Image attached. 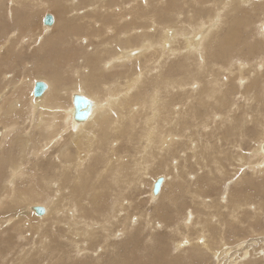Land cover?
Segmentation results:
<instances>
[{
	"label": "rangeland",
	"instance_id": "rangeland-1",
	"mask_svg": "<svg viewBox=\"0 0 264 264\" xmlns=\"http://www.w3.org/2000/svg\"><path fill=\"white\" fill-rule=\"evenodd\" d=\"M38 1L39 2L37 3L34 0H0V96L1 98L8 97L12 95L13 93H19V88L22 87V85L24 84L25 78L27 76L30 77L29 78L30 82H34V83L40 80H41L40 82L49 80L51 82H54L58 88L63 85L70 86L73 82H75L74 81L75 75H74L73 70L75 71V69L79 68V66L82 68H85L86 66L84 63H81V64L79 63V60L83 56V54L85 58H88L89 61L90 59L93 60L97 55L100 56V57L97 56V58L94 59L95 63H98V59L100 60V58H103L102 54L100 53H103L106 48L108 49L107 46L109 45L112 46L115 36L118 33L131 31L132 29L141 30L143 32L144 29H146L147 24H149L152 13H154L156 10V8L152 6V3H153L152 0H141V1L134 0L135 2L138 3L139 10H142L143 8H145L143 10H146L145 16H143L145 18V21L143 20L145 23L137 20L140 18V16L133 17L130 14H128V16L125 19H122L118 22V19H115V16L111 12H109V15L104 12H100L98 14L92 13L94 16V19L90 20V22L88 23V22H82L80 20V15L77 13L75 14H76V17H78V19L74 17L73 15H71L70 0H38ZM103 1L109 2V3L113 2V0H103ZM154 1H157V0H154ZM166 1H169V0H166ZM186 1H189L190 3L191 0H180V4L179 2H177L175 5L177 7L179 6L183 8L181 12L185 11L186 9V11L184 12L185 14L182 13L184 15L180 16V14H167V13L160 14V15L154 14V16L151 18V22L152 23L154 22L155 24L153 23L152 25L155 26V28H160V29L163 27H168L169 29L173 27H177L182 30L186 28V26L188 27L189 21H187L188 20L187 16L189 15L190 9L183 6L186 3ZM73 2H76V0H73ZM140 2L142 6L144 5L143 8L141 7ZM238 2L239 1L237 0H233L232 4L238 5ZM242 7H245V8H242ZM242 7L241 9H238V10L234 8L233 10H236L237 13L233 14L230 12L231 16L230 15L228 16L226 12H225L226 14L223 12L224 18L227 21L226 26L229 28L228 25H230L231 27L235 28V32H237L238 40L236 44L238 45L228 44L227 49H225V53H227L228 56L227 54L223 55V58L225 59V61H222V60L216 61L217 62L216 64L219 63L220 65H222L221 67L226 68V69L223 68L224 71L221 70L220 72H218L219 77H220L219 82L222 83V84L220 83L221 89H223L224 91V89L227 88L228 86V88L231 91V88H232V91H231L232 93L229 91L230 95L227 96L229 98V101L228 102H225L223 100L222 101L224 102L225 105H230L233 100H234L233 102L235 103V104L232 103L229 106L231 107L234 105L233 110L227 113V115L229 116L228 119L224 120V122L221 124L220 122L223 120L222 113L223 112L226 113V110L218 111V108H217V110L213 112L214 122L217 120V117H220V116L222 117L221 121L220 120L217 121V122L220 121L219 123H217V124H220L218 128L222 130V133L228 134L231 137L230 138L231 144L225 145L222 142V148L226 149L225 152L228 153L229 160H223L221 162V165L223 167L222 169L226 170L228 174L224 173V176L222 177L216 174L215 170H213L212 179L208 180L207 177L209 179L211 178L210 173H208V169L201 168L202 164L199 165V167L201 168L200 170L199 168H196L197 165H195L194 161L192 160L193 156H191L189 152L182 151L183 143H184V141H182L183 139L181 138L182 133L176 134V136L180 135V138L182 139L181 141H180V138L178 136L177 137L179 138V142L181 143L177 142V145L175 146L174 149H172L173 148L172 147L171 151H169L168 149H165L163 151L159 150L156 155V158H154L153 155L149 157L151 151L147 152L146 150H144L143 152H139V149H138L140 147L139 141H142L140 139L141 138L140 135H142L143 133L142 124H144V122H143V118H140V117L136 118L134 122H132L133 128L135 129L133 132V139L131 140H128L126 138L120 139V137H117V139H114L111 141V144H112L111 147L113 149L116 148L117 153H119V155L121 156H123L124 152H126L127 158L125 157L124 158L126 159V162L128 163V165H134V163L137 161H144V162L150 163L151 164L150 169L148 170V173L146 174L148 175L147 177L150 176L149 177L150 180L148 178H146L145 180L144 179L145 176H143L142 177L143 183L139 182L141 183V185H138L137 183L140 178L137 180L135 185H132L130 182L135 179L136 175H134L128 178H121L118 188H115L112 186V183L110 181L111 180L110 175H105L102 179H99L98 176L96 175V172L100 167V162L98 161L99 159L98 155L101 153V151L103 150L106 151V148L104 147L100 149L99 154L93 156L94 158L92 157L93 159L86 163V165L91 163L90 168H89L91 170H88L87 171L88 174L81 178V183H80V184L85 185L86 188L88 187V189H90L93 186V184L95 185L94 194H92V199L97 197L96 194L99 193L100 185L102 187V191H100L99 198L97 199V202H96V205L100 207L99 209H102V211L99 210L100 214H94L95 209L93 207H95V205L91 201L87 203L85 206V212H86L85 217L86 218H89L91 220H96L97 219L96 217L100 218L102 215V217L99 220H102L105 217H106L105 219H108V220L111 219L109 215H110V209L114 202V196H113L114 192L109 189H113L114 191L116 190V193L118 194L117 196L118 198L121 196L118 202L125 200L126 203L129 202L131 204V206H129L128 208V211L130 212L132 219L134 218L133 221L131 220V222H133L134 225L130 226L129 229L124 230L123 232H120L119 228L122 227L121 226L123 224L122 222H124V220L121 219L123 218V216L120 215L118 219L121 221H119L117 217L116 218L114 217L115 220H111L113 221L112 230L109 231L108 234L104 238H102V234L104 233V231H102L103 229L102 228L100 230L99 229L97 230L98 232V234L96 232L97 235L96 234L94 235L97 241L94 238H88L87 236L86 238L85 236H80V235L78 238H75L73 236L69 238V240L65 241L63 237H65V232H67V227L62 223H57L55 230L52 232L53 234H51L49 238V239H52V241H54L53 243L56 245L54 247V252L51 253L50 251L51 249H46L44 250V252H41V253H37V254L33 253L32 256L27 255L24 260L22 258H19L18 254L21 251V247L24 243L25 244L23 248H26L27 250H32V245L34 243L35 234L32 232L30 234L23 233L22 237L24 238H23V241H20V243H22L20 245L19 243L20 239L18 237L19 235L17 234L18 232L16 230L17 221L12 219L14 217L12 210H14L16 206H14V204L9 203L8 197H7L8 193L6 192L8 190L11 191L13 188L14 189L16 188L15 192L16 190L18 191V188L21 187L20 182L22 179H23L22 182H24V184L27 185L29 182L28 178H31V177L30 176L24 177V170H26L28 173L30 169L34 168L33 167L34 164H37V165L39 164L38 166L34 168L36 172V176L31 178L33 180L30 179V181H32L34 184L39 186L41 189H45L46 193L45 192L44 193L46 194V196H51V194H53L54 196L55 194L53 193V191L54 192L57 191L56 193L59 194V197L60 196L64 197L63 195H66L65 194L66 192L65 190L63 191V188L61 191L60 188H52V187H49L50 186L49 184L47 185L49 179L53 178V176L55 175L56 168L59 165L63 166L64 160L60 159L59 155L61 154V152H64L67 149V147H65L66 146L65 140L61 139V141L57 143V145H52V144L44 145L38 149L39 145L36 148L37 141L35 140V138H33L30 142V148H28L26 152V158L25 159L19 158L20 149L22 148V147L20 148V145L22 146L21 144L22 141H26L24 139L27 136V134L30 132L29 128L31 127L32 113L29 111H32V107L28 106V111L26 109L24 113H22L21 110H18L15 113V117H12L13 116L12 115L10 116L11 118H7L9 117L7 116L3 120V121H7L5 122L6 124L7 123L13 124V122L11 121L14 118L16 120L15 122L19 123L18 124L19 126L15 127V131L12 132V136L5 138L6 143H4L3 145L4 148L2 147L4 151L3 157H1V160H0V188L2 187L0 189V196H1L0 200L2 199V202L4 201L10 204V205L9 204L3 205L4 207L1 206L0 208V216H1L0 217V264H18V263L19 264L20 263L21 264H98L99 261H101V264H174V263L176 264H225V263L226 264L228 263L229 264H264V174L255 177L251 175L250 170L248 171V169H246L248 167V164L246 163L250 164L253 162L252 161L253 159H251L250 157L252 156V153L250 154V152H252V150L254 149L255 144L264 141L263 139L264 138V132H263L264 131V127H263L264 125V100H262V102L260 103L251 102L248 105L247 103H244L242 98H240V95L237 96L240 93L234 92L235 86L239 88V90L241 89V91H243L244 88H247V85H249L250 83V79H251V75L253 74V71L251 70L244 71L246 68L244 69L242 68L243 66H246V64H248V61L253 66H255L256 70L263 68L261 71L258 70V72L264 74V71H263L264 70V67H263L264 66V37L262 38L261 33H259L260 31H262L261 26L264 27L263 25L264 24V14H263L264 5L262 4L261 7L259 6L255 7L254 4L249 3L248 5H245ZM124 8H126L125 9V12H126L128 11L129 7H124ZM78 9L81 12L83 10L81 7ZM250 9L255 10V12L251 11ZM134 10H136V8ZM246 10L249 11V13ZM204 11L205 12H201V14H198V16L200 15L201 17L205 18L211 14V12L208 10H204ZM46 14L47 15L51 14V16H53V24L50 27H46V30L51 29V31L47 30V31H50L48 33H46L47 31L45 30V27L42 23L43 18L46 16ZM96 15L97 17L100 15L98 19H96ZM155 17H158V21L155 20ZM161 20H163L164 22L163 24H161L162 23ZM171 20H173L174 23H172ZM179 20H182V21H179ZM242 20H245V21H242ZM159 21L161 22L159 23ZM246 21H247V24L245 27L243 26V23H246ZM156 23L157 24L159 23V24L157 25ZM239 23L241 26L239 25ZM120 24H125V27L120 28V29L112 28ZM143 24L146 25V26L144 25L145 28L143 27ZM249 26H250V29H249ZM244 27L247 29H244ZM106 28H108L110 32H113L112 30H114L115 33L113 32L112 34H109V33L106 34V30H105ZM220 30L222 32H219L218 34L220 35H217L219 37H216V38H220L227 32V29L225 28V26H221ZM52 31H55V32H52ZM140 33H137L134 36ZM155 33L157 32L155 31ZM155 33L153 31L151 35L155 36ZM12 34H14V37H11ZM102 34H103V37H101ZM159 36H160V33H157L155 37L158 38ZM22 38H24L25 42L21 46L19 43H21ZM86 39L87 40L89 39V40L86 41ZM132 41H133V45L131 46L132 51L138 50L139 48L137 47H140V45L137 46L138 44L137 38L136 37L132 38ZM177 41H178V44H177ZM177 41L173 44L170 41H166L169 43V47L164 46L162 50L158 47H155L152 50L143 54V57L135 61L133 63V66H131L132 65L131 63H128L130 65L125 64L126 66L124 67L121 66L117 69L114 68L113 70L108 71L107 72L108 74L104 73L103 76L105 79L110 80L112 76H115L121 71L120 73H123V74L125 73L124 77L122 78L123 84H125L126 80H128L127 77L125 76L126 74L133 73L137 75V73H139V69L145 67L147 71H149V74L147 75L148 77L145 78V81H147L146 85H148L147 90L152 91L151 90L152 88L158 87L160 90L162 89L161 91H163L164 89L168 88L167 89L168 93H166V97H165L164 92H162L161 94V97H165L166 99L165 105L167 108H165L164 114L168 115L169 119L172 122L175 120L176 122L180 123V127H181V125L187 126V121H190L191 124L193 123L194 117L192 115H195L197 123L201 120H205L204 116L207 113L208 114L211 113L210 111L211 108L209 107L210 104H208L209 106L202 105V103L198 101V96L195 95V91L190 92V90L187 89L188 87H185V89L191 95L189 97H194L192 99H190L188 95H185L188 92L186 93L181 92L180 88H178L177 86L178 84L175 86L174 85L175 83H169V85L171 86L163 87L165 83H157L158 80L156 79L157 80L156 81L153 75L161 73L164 76L168 75L170 78L171 76H173L174 77L173 80H181L184 84H188L191 81V79H193L192 83L190 84L191 87L193 85L192 90L194 87H196L195 89H201L202 87H205L206 75H207V79H206L207 82L211 78L210 74H208L211 71V67H208L207 71L196 70V68L191 70V69H188V67L186 69H183V65L185 63H183L184 60L182 59L181 54L186 55L187 53L185 49L186 43L183 39H178ZM86 42L88 44V47H87ZM94 42H96V44L98 42V44L95 45ZM84 48H85V51L87 50L88 53L84 51ZM111 48L112 47H110V49ZM214 50L215 48L211 46L209 53H207V55H204L206 56L208 65H211V63L215 62V61L210 60L211 59L210 56H212L210 54L211 52L214 53ZM93 51L95 52V54ZM9 52H10V56L9 58H7V54ZM91 54H93L94 56L88 57V55H91ZM194 55L195 57L198 58L197 54H194ZM197 58H195V60H197ZM197 62H198L196 64L197 67L200 63H203V61L201 60ZM231 63H235L236 67H234L232 70H229L231 68L230 66ZM135 71H138V72L135 73ZM57 72L61 73V77L59 78L57 77ZM225 79L227 80L225 81ZM245 79L246 81H244ZM152 80H155L152 84L154 87L152 85L149 86ZM238 81H241V82L244 81L245 84H243V82L238 83ZM223 83L224 84L227 83L226 84L227 86L224 85ZM33 84H32L31 92H28V97L29 96L32 97L33 95L32 94L33 86H34ZM198 84L200 85L199 88H198ZM241 86L242 87L245 86V87L241 88ZM22 88H23L22 90L31 89L30 87H27V88L22 87ZM258 90L260 89L258 88ZM233 92L237 94L234 95ZM170 96H173L175 98L170 97ZM138 98H140L141 100V97H138ZM231 98L233 99L232 101L230 100ZM235 100L239 102H236ZM68 101L71 102L70 105L72 106V99L71 100L68 99L66 103ZM134 101L132 100V103H134V106H138V103ZM27 102H29V100H27ZM187 102L188 104L186 105ZM243 112H246L247 115H252L253 121H249V117L248 118L246 117L247 115L241 116ZM113 113L116 114L117 112L114 111ZM103 114L107 115L110 113L108 112V109H105L103 111ZM102 117H99V121L103 119ZM159 118H158L159 120L158 125L156 124L155 128L153 129L155 132H157L158 129L160 130V134L157 135V141H160V138L165 136V132L172 124L170 123L168 124L167 127H165L162 124V120ZM241 118L247 119L248 122H242ZM76 122H81V121H76ZM215 124L208 123L205 129L199 128L200 130L199 137L201 138L203 143H209L210 145H213L215 143L216 137L219 136L218 134L220 131V130H217V128L215 127ZM123 125L126 128L127 121H125ZM232 125L233 126L237 125V130L235 129L231 130ZM2 127L3 126L1 125L0 128ZM239 130H242V135L240 137H239L240 135ZM17 131H20L21 133L19 136L16 135ZM69 132L71 131L69 130L64 135V138H66V135H70ZM183 133L185 136L187 135V133L186 134L185 132ZM0 134L2 137L3 132H1ZM172 134H175V133H172ZM45 136L47 135H43V138ZM11 137L12 139L15 140L14 142H12V144H10L11 140H9L11 139ZM157 141L156 143L158 144ZM227 143H228V140H227ZM163 146L165 147L166 145L163 144ZM70 148L72 149L71 151L74 152L72 145H70ZM213 148H214L213 151H216L218 148V145H215ZM199 149L201 150V148H198L197 150ZM17 150L19 151V153L17 152ZM36 150H38V153L40 155L37 154V156H35L34 152ZM153 151L154 153L156 152L154 147H153ZM239 153L242 154L244 158V163L246 162L241 167L238 164V162L237 163L235 162V159L237 161V158L240 157ZM234 154L235 156L238 155V157L235 158ZM143 155H146L147 158L143 159L142 158ZM184 155H186V157L188 158L187 159L185 157V159L187 160L186 161L187 163L183 162ZM202 155L203 153L201 154V156ZM230 155L232 156V160L230 159ZM20 159H22L23 161L21 162ZM210 159H211L210 157H207L209 167L212 166V164H210ZM197 160H198V157H196V161ZM20 162L22 163V167L17 166ZM11 163L12 164L14 163V164L11 166ZM232 163L233 165L231 167ZM168 164H169V167H168ZM165 165L167 167H165ZM15 166L17 168L20 167V169H17V168L13 169ZM183 166L185 167L183 168ZM234 169L241 170L245 173L240 178H238L239 174ZM60 170L61 171L59 172V175L61 176L64 174L63 167ZM15 171H16V175L14 174ZM133 171L134 169L129 170V172H133ZM174 172L177 173V175ZM69 175L70 173H67L66 175L68 179H69ZM74 177H75V174H73V178ZM168 177L170 179H168ZM245 177H246L245 180L242 179ZM158 178H163V180L165 179L163 181L164 185L162 183L160 191L158 193L160 195L157 197H154L152 193V187L155 182L154 180ZM54 179H58V178H54ZM197 179L199 180V182ZM200 181H203V182L205 181V183L208 184V187L205 186L206 190L208 189L207 190L208 194H206L205 198L206 200H208V203H209L208 206H210L211 203H213L212 206H215L211 210L203 209L201 205L197 204L196 200H194L189 195H187V193H185L187 190H189V188L196 189ZM241 181H245V183ZM213 182H216V183L214 184ZM55 183H59V182H56L55 180ZM195 184H196V187L194 186ZM215 186H216V189H214ZM211 187L213 189H210ZM5 188H8V190H6ZM79 189L80 188L78 187L77 192L79 191ZM118 189H120L121 191H119ZM246 189L249 190L250 195L249 194L248 195L250 197L249 199L247 198L248 200L244 202L242 201V207L238 212L239 214L237 216L234 214V216L238 217L239 220L244 221L243 224L247 229L246 228L243 229L244 228L243 225L235 223L234 221L231 222V219L228 217V214H229L228 210H232L230 199L231 198L235 199L237 197L239 198L238 193L239 192L245 193L247 191ZM49 190H51L52 192L51 191L49 192ZM109 191H111L110 194H109ZM88 192H90V190H88ZM169 194H172L174 197V199L172 198L171 201H169L168 199ZM251 196L253 199H251ZM150 197L152 198V200ZM158 197H160V199ZM40 201L41 202H39V200L37 201L39 203L34 202V205H42V206L45 205V208H47L46 207V202H48L47 197L44 196ZM202 202H204V204L206 205L204 200ZM0 205H2L1 201H0ZM30 205L32 204L27 205L26 203H24L20 205L21 207L18 213L19 214L23 213L20 216H23L25 215V213H27L28 210H26L27 209L26 207ZM258 205H261V212L259 214H257ZM196 211L199 213V215H197V219L194 214ZM119 212L121 213L123 212V210L122 211L119 210ZM209 212L212 214L210 216L211 221L208 223L207 216L209 215ZM145 214L151 221H153L156 218H160V220H162L163 223H160V225H158L157 227L153 229L149 228L146 224V219H144ZM27 215H30L32 217L33 214L27 213ZM37 216L33 215V218L35 217L36 218L35 219L32 218V219L36 221L37 219L39 220V218H42V217L37 218ZM39 216H42V215H39ZM188 218H192L193 220L188 219ZM49 220L47 222H49ZM7 221H12V222H9L8 226L3 225ZM195 222H197V224H194ZM203 225L207 226L206 228H207V232L209 235L205 234L204 238H201V236H198L197 230ZM80 227L83 230L85 229L83 225H80ZM250 229L253 230L254 232L253 234ZM220 231H222L223 233ZM216 232L219 234H217ZM117 233L121 235L119 236ZM221 233L224 234L223 239L220 237ZM109 237H110V240H109ZM26 239L27 240L29 239V240L27 241ZM25 240L27 241V245H26ZM72 240L75 243V245L72 242ZM219 240L221 242V245H220L221 250L218 249L219 250L218 254L217 255L214 254V256H212L213 254H211V252H209L203 244H206L211 241L210 242L211 246L212 244L214 245V243L215 245H218L217 242ZM257 241H260V242L257 243ZM178 243L181 248L177 247ZM244 243L245 245H252V246L245 247ZM88 244H90V247L88 248V250H86ZM28 245L30 247H28ZM213 249L217 251V248H214V246H213ZM41 254H42V257H41ZM51 256H52V260L50 261ZM224 260L226 261L224 262ZM231 260H232V263H230Z\"/></svg>",
	"mask_w": 264,
	"mask_h": 264
},
{
	"label": "bare ground",
	"instance_id": "bare-ground-1",
	"mask_svg": "<svg viewBox=\"0 0 264 264\" xmlns=\"http://www.w3.org/2000/svg\"><path fill=\"white\" fill-rule=\"evenodd\" d=\"M34 1L37 3L39 2L38 0H34ZM139 1H141V0H139ZM152 1H153L152 6L155 7L156 10L154 13H152L151 18L154 16V14L160 15V14H166L167 13V14H180V16L185 14L184 12L186 11V9H185V11L181 12V10H183V8L179 7V6L178 7L175 6L177 2H179V4H180V0H173V1H171V0H169V1H166V0L154 1V0H152ZM232 1L233 0H191L190 3H189V1H186V3L183 6L190 9L189 15L187 16L188 17L187 21H189L188 27L187 26H186V28L182 27V28H184L182 30L177 28V27H173L170 29L168 27H163L161 29L155 28V26L152 25L154 22L152 23L151 18H150L149 24H147V26L145 24H143V27H144V25L146 26V29H144L145 27L142 28V29H144L143 32L141 30H133L132 29L131 31L118 33L115 36V39H114L112 46H110V45L107 46L108 49L106 48L103 53H100V54H102L103 58H100V60L98 59V63H95V61H94V59H96L98 55L95 58L93 57L94 58L93 60L90 59V61H89L88 58H85V56L83 54V56L79 60V63L80 64L84 63L87 67L85 66V68H82L79 66V68H76L75 71L73 70L74 75H75V80L74 79L73 80L75 82H73L70 86H68V85L64 86L63 85V86L58 88L54 82L47 80V81L43 82L46 85L45 91L38 97H35L32 95V97L29 96V97H31V98H29L28 92H31L32 84L34 82H30V79H29L30 77L27 76L25 78V81H24V84L22 85V87H24V88L30 87L31 88L30 90L29 89L22 90L23 88L20 87L19 93H13L12 95H10L8 97H4V98H1V96H0V126L1 125L3 126L2 128H0V133L3 132L2 137L0 134V138H1L0 139V150H1L0 151V160H1V157H3L4 151H3L2 147H3L4 143H6L5 138L12 136V132L15 131V127L19 126L18 125L19 123L15 122L16 120L14 118L11 121V122H13V124H11V123L6 124L5 122H7V121H3V120L7 116H9L7 118H11L10 116H12V115H13L12 117H15V113L18 110H21L22 113H24V111L26 109L28 111V106L29 107L31 106L32 111H33V112L29 111L32 113L31 127L29 128L30 132L27 134V136L24 139L26 141H22V143H21L22 146L20 145V148L21 147L22 148L20 149V156L21 157L19 156V158H23V159L26 158V152H27L28 148H30V142L33 138H35V140L37 141L36 148L39 145L38 149L44 145H51V144L57 145V143H59L61 141V139L66 141L65 147H67V149L64 152H61V154L59 155L60 159L64 160L63 166L59 165L55 170L56 173L53 176V178H50L48 183L46 182L47 185L48 184L50 185L49 187L60 188L61 191L63 188V191L65 190V192H66L65 193L66 195L62 194L64 197H62V196L59 197V194L56 193L57 191H55V192L53 191V193L55 194L54 196L51 193H50L51 196H46V194H45L46 190L45 189H41L39 186L34 184L32 181H30L31 178L36 176V172H35L34 168L36 166H38L39 164L38 165L34 164L33 165L34 168L31 167L32 169H30L28 173L26 170H24V177H27V176L31 177V178H28L29 182L27 185H25L24 182H22V180H23L22 179L20 182L21 187L18 188V191L16 190V192H15L16 188L15 189L13 188L14 190L12 189L11 191L8 190V188H5L6 190H8L7 192L6 191L5 192L8 193L7 197H8L9 203L14 204V206H16V208L14 210H12L13 215H14V217L12 219L17 221V223H16L17 229L16 230L18 232L17 234L19 235L18 237L20 239V240L18 239L19 243H20V241H23V238H24V237H22L23 233L24 234H30L32 232L35 234L34 243L32 245V250H27L26 248H23L24 244H25L24 243L21 247V251L20 252L18 251L19 252V254H18L19 258H22L25 260V257L27 255L32 256L33 253H35V254L41 253V252H44V250H46V249H51L50 251H51V253H53L54 247L56 245L53 243L54 241H52V239H49V238H50L51 234H53L52 232L55 230L57 223H62L67 227V232H65V237H63V239L65 241L69 240V238H71L73 236L75 238H78L79 235L85 236V237L87 236L88 238H94L95 239L94 235L96 234L97 230L98 229L100 230L102 228L104 229V230L102 229V231H104V233L102 234V238H104L108 234V232L112 230L113 221H111V220H115L114 217L115 218L117 217V219H118L120 215L123 216V218H121V219L124 220V222H122L123 224L122 225L120 224L122 227L121 226H120L121 228L118 227L120 232H123L124 230L129 229L130 226L134 225L133 222H131V220L133 221L134 218L132 219L131 214L128 211V208H129V206H131V204L129 202L126 203L125 200L118 202V200L121 196L118 198L117 197L118 194L116 193V190L114 191L113 189H109V190L114 192V195H113L114 196V202H113V205L110 209V215H109L111 219L108 220V219H105L106 218L105 217L104 219L99 220L102 217V215L100 218L96 217L97 218V219L95 218L96 220H91L89 218H86L85 217L86 216L85 206L87 203H89L91 201L95 205V207H93L95 209L94 214H100L99 210L102 211V209H99L100 207H98L96 205L97 199L99 198V195H100V191H102V187L100 185L99 193L96 194L97 197L92 199V194H94L95 185L93 184V186L90 189H88V187L86 188L85 185L80 184V183H81V178L88 174V172H87L88 170H91V169H89L91 163L88 165H86V163L88 161L92 160L94 158L93 156L99 154L100 149L104 148V147L106 148V151L103 150L98 155L99 156L98 161L100 162V167L97 170L96 175L98 176L99 179H102L105 175H110V177H111L110 181L112 183V186L115 188H118V185L120 184L121 178H128V177H131L134 175H136L135 179L130 182L132 185H135V183L137 182V180L139 178L140 179L138 180L137 183H138V185H141V183H139V182L143 183V178H142L143 176H145V178H144L145 180H146V178H148L150 180V178H149L150 176L147 177L148 175H146L148 173V170L150 169V166H151L150 163H147L144 161H137L134 163V165H128V163L126 162V159H125V158H127L126 152H124V155L121 156V155H119V153H117L116 148L113 149L111 147L112 146L111 141L114 139H117V137H120V139H122V138H126L128 140L133 139V132L135 129L133 128L132 122H134V120L136 118H139V117L143 118V122H144V124H142V132L143 133H142V135H140L141 136L140 139L142 141H139V143H140V147L138 148L139 152H143L144 150H146L147 152L151 151L149 157H151L153 155V157L156 158V155H157L159 150L163 151L165 149H168L169 151H171L172 149H174L175 146L177 145V142H179V138H180V135H177L179 137L178 138L176 136V134L182 133L181 138L183 140L180 138V141L181 140L184 141L182 151L189 152L191 154V156H193L192 160L194 161L195 165H197L196 168H199V170L201 168L208 169V173H210V177H211L210 179L207 177L208 180L212 179V175H213L212 171L213 170H215L216 174H218L222 177L224 176V173L228 174V172L226 170L222 169L223 167L221 165V162L223 160H229L228 159L229 155H228V153L225 152L226 149L222 148V142L225 145L231 144V142H230L231 137L228 134L222 133V130H220L218 127L221 123L224 122V120L228 119L229 116L227 115V113H229L231 110H233L234 105L231 107H229V106L232 103L233 104H235V103L233 102L234 100L232 98L230 100L231 101L233 100V101L230 105H225L223 102V101H225V102L229 101V98L227 96L230 95L232 88L230 91V89L226 85L227 83L226 84L223 83L224 85L227 86V88H225L224 91H223V89H221V87H220L221 82H219L220 77H219L218 72L223 70V68L224 69H226V68L221 67L222 65H220L219 63L216 64L217 63L216 61H221V60L225 61V59L223 58V55L227 54V53H225V49H227V45L228 44L238 45V44H236L238 37H237V32H235V28L231 27L230 25H228L229 28L226 26L227 21L224 18L223 12L224 13L226 12L229 16L230 12L233 14H236L237 13L236 10L241 9L242 6L248 5L249 3L254 4L255 7L256 6L261 7L262 4L264 5V0H237V1H239L238 5H233ZM70 5H71V15L76 17L75 13L79 14L80 20L82 22H88L89 23L90 20L94 19L93 14H98L100 12H104L108 15H109V12H111L115 16V19H118V22L122 19H125L128 16V14H130L133 17L140 16V18L137 19L140 22L145 21V18L143 17V16H145V13H146V10H143V9H145V8H143L144 5L142 6V4L140 2V5L143 9L139 10L138 3L135 2L134 0H131V1H129V0H113L112 3L104 2L103 0H76V2H73V0H70ZM80 7L83 9V10L81 9L82 12L79 11V9H78ZM124 7H129L128 11L125 12L126 8H124ZM133 8L134 9L136 8V10H134ZM234 8H236V10H233ZM242 8H245V7H242ZM204 10L210 11L211 14L205 18L201 17L200 15H199L200 16L199 17L198 14H201V12H205ZM231 10H233V11H231ZM251 11L255 12V10H251ZM247 12L249 13V11H247ZM182 13H184V14H182ZM244 13H246V12H244ZM248 16H249V14H248ZM98 17L96 15V19H98ZM175 17H176V15H175ZM76 18L78 19V17H76ZM177 18H178V16H177ZM235 18H236V16H235ZM107 19H109V18H107ZM160 19H161V17H160ZM164 19H165V17H164ZM155 20L158 21V17H155ZM228 20H229V18H228ZM161 21H162L161 24H163L164 23L163 20H161ZM161 21H159V23ZM179 21H182V20H179ZM242 21H245V20H242ZM165 22H166V20H165ZM171 22L174 23L173 20H171ZM184 22H185V20H184ZM246 24H247V21H246V23H243V26L246 27ZM239 25H240V23H239ZM102 26H103V24H102ZM134 26H135V24H134ZM175 26H177V25H175ZM221 26H225V28L227 29V32L225 34L223 33L224 35L221 36L220 38H216V37H219L217 35H220L218 33L222 32L220 30ZM44 27L46 30V27H50V26H44ZM124 27H125V24H120V25L114 26L112 28L120 29V28H124ZM236 27H237V25H236ZM245 27H244V29H247ZM261 28L260 29L262 31H260V32L258 31V32L261 33L262 38H263L264 37V27L261 26ZM249 29H250V26H249ZM47 30L51 31V29H47ZM105 30H106V34H108V33L112 34L113 32L115 33L114 30H112L113 32H110V30L108 28H106ZM50 31H47L46 33L50 32ZM153 31H154V33H155V31L157 33H160V36L158 38H156L155 36L157 33H155V36L151 35V33H153ZM52 32H55V31H52ZM137 33H140V34L134 36ZM144 36H146V37H144ZM11 37H14V34H12ZM101 37H103V34L101 35ZM135 37L137 38V43H138L137 46L140 45V47H137V48H139L138 50L132 51V49H131V46L133 45L132 38H135ZM15 39H14V41H15ZM17 39H19V38H17ZM178 39H183L186 43L185 49H186L187 53H186V55L181 54L182 59L184 60L183 63H185L183 65V69H186L188 67V69H191V70L196 68V70L207 71L208 70L207 68L211 67V71L208 73V74H210L211 78L207 82V80H206L207 75H206L205 87H202L201 89H195L196 87H194L192 90L193 85L191 87L190 84L192 83L193 79H191V81L188 84H184L181 80H173L174 77L171 75H170L171 78L168 75L164 76L161 73L153 75L154 79L158 80L157 83L167 84V85L164 84L163 87L171 86V85H169V83H175L174 85L176 86L178 84L177 86H178V88H180L182 93L188 92L185 89V87H188L187 89H189L190 92L195 91V95L198 96V101H200L202 103V105L206 106V105L210 104V106L209 105L208 106L211 108V110H210L211 113H209V114L207 113L204 116L205 120H201L197 123L195 115H192L194 117L193 123H192L193 125L190 123V121H187V126L181 125V127H180V123L176 122L175 120L172 122L169 119V116L164 114L165 108H167L165 105V102H166L165 97H166V93H168V91H167L168 88L161 91L162 89L160 90L158 87L156 88L152 85L153 82L155 81V80H152L151 84H149V86L152 85L154 88L151 89L152 91L147 90L148 85H146L147 81H145V78L148 77L147 75L149 74V71H147V69L145 67L144 68L139 67L140 69H139V73H137V75L133 74V73L126 74L125 76L127 77L128 80H126L125 84H123V81H122L123 80L122 78L124 77L125 73L124 74L120 73L121 71L119 72L120 74L118 73L115 76H112V78L110 80L105 79L103 76L104 73H107L108 71H111L114 68L117 69L121 66H123V67L126 66L125 64L131 63L132 64L131 66H133V63L135 61H137L138 59L142 58L143 54H145L146 52L152 50L155 47H158L162 50V48H164V46L169 47V43L166 41H170L173 44ZM88 40L86 39V41H88ZM105 40H107V39H105ZM24 42H25V40H24V38H22L21 43H19V44L22 46V44ZM90 42H92V41H90ZM94 43H95V45L98 44V42H97V44H96V42H94ZM86 44H87V42H86ZM177 44H178V41H177ZM211 46L214 47L215 50H214V53L211 52L210 55H212V56H210L211 57L210 60L215 61V62L211 63V65H208V62L206 60V56H204V55H207V53H209ZM87 47H88V44H87ZM110 47H112V48L110 49ZM93 49H95V48H93ZM17 50H18V48H17ZM164 50H166V49H164ZM84 51H85V48H84ZM85 52H87V50ZM95 52H94V54H95ZM194 54H197L198 58L195 57ZM9 56H10V52L7 54V58H9ZM89 56H94V55L91 54V55H88V57ZM227 56H228V54H227ZM98 57H100V56H98ZM194 57L197 58V60H195ZM90 58H92V57H90ZM164 59H165V57H164ZM199 60L203 61V63H200L197 67L196 64L198 63L197 61H199ZM137 63H139V62H137ZM128 65H130V64H128ZM230 66H231V68L229 70H232L234 67H236V64L231 63ZM242 68L243 69L246 68L244 71H249V70L253 71V74L251 75L250 83H249V85H247V88H244L245 86L244 87L241 86V88H244V90L241 91V89L239 90V88H237L235 86L234 92L240 93L237 96L240 95V98H242L244 103H247L248 105L251 102H259V103L262 102V100H264V74L258 72V70L261 71L263 68L261 67L262 69L256 70L255 66H253L249 61H248V64H246V66H243ZM136 72H138V71H135V73ZM160 75H162V76H160ZM57 77L58 78L61 77L60 72H57ZM226 80L227 79H225V81ZM40 81H38V82H40ZM244 81H246V79ZM244 81H242L243 84H245ZM239 82H241V81H238V83ZM158 86H160V85H158ZM199 86L200 85L198 84V88H199ZM231 86H233V85H231ZM94 87H96V88H94ZM258 88L260 90H258ZM3 90H5V89H3ZM141 91H143V92H141ZM3 92H5V91H3ZM162 92L165 93V97H161ZM140 93H142V94H140ZM237 93H234V95ZM32 94H33V91H32ZM74 95H81V96L85 97L86 99H88L91 103V107H90L88 117L84 121H81V122H76L73 118V113H74L73 103H72V106L70 105L71 102L68 101L66 103V101L68 99L71 100ZM185 95H188V97L191 96L189 94V92L186 93ZM138 97H141V100ZM170 97H173V96H170ZM173 98H175V97H173ZM189 98L192 99L194 97H189ZM168 99H169V97H168ZM27 100H29V102H27ZM132 100L133 101L135 100L134 102H137L138 106H134V103H132ZM236 102H239V101H236ZM187 104H188V102L186 103V105ZM217 108H218V111H225L226 110V113H224V112L222 113V115H223L222 121H221L222 117L220 116V117H217V120L214 122L213 121V112L216 111ZM105 109H108V112L110 114L104 115L103 111ZM110 109H112L113 111ZM114 111L117 113L114 114L113 113ZM141 112H142V114H141ZM173 112H175V111H173ZM244 115L246 116L247 113L243 112L241 116H244ZM99 117H102L103 119L101 121H99ZM246 117L247 118L249 117V121H253L252 115H247ZM158 118L162 120V124L165 127H167L168 124L172 123L171 126L169 125L170 127L165 132V136L160 138V141H157V135L160 134V130L158 128H157L158 129L157 132H155L153 130L155 128V125L156 124L158 125V123H159ZM218 120L221 121V122L219 121L220 124H217V123H219V122H217ZM241 120H242V122H248L247 119H245V118H241ZM125 121H127L126 128L123 125V123ZM208 123H214V124L216 123L215 127L217 128V130H220L219 134H218L219 136L216 137V141L213 145H210L209 143H203L201 138L199 137V133H200L199 128L205 129ZM131 127H132V129H131ZM157 127H159V126H157ZM263 127H264V125H263ZM162 128H164V127H162ZM233 129L237 130V125H235V126L232 125L231 130H233ZM69 130L71 131V132H69L70 135H66V138H64V135ZM183 132H185V134L187 133V135L185 136ZM172 133H175V134H172ZM239 133H240V135H239V137H240L242 135V130H239ZM20 134H21L20 131L16 132L17 136H19ZM43 135H47V136H45L43 138ZM237 136H238V134H237ZM176 137H177V139H176ZM155 139L158 142V144L156 143ZM9 140H11L10 144H12V142L15 141L14 139H12V137ZM227 140H228V143H227ZM179 143H181V142H179ZM163 144L166 146L164 147ZM70 145H72L74 152L71 151L72 149L70 148ZM215 145H218V148L216 151H213L214 150L213 147ZM193 146L195 147V149ZM153 147L156 151L155 153L153 151ZM198 148H201V150L200 149L197 150ZM235 149H237V148H235ZM17 152L19 153L18 150H17ZM202 153H203V155L201 156ZM251 153H252V156H250V157H251V159H253L252 160L253 162L250 164L245 162L246 164H248V167L246 169H248V171L249 170L251 171V175H253L255 177L260 176V175L264 174V141L255 144V147L252 150V152H250V154ZM34 154H35V156H37V154H39L38 150H36L34 152ZM115 154H116V156H115ZM41 155H42V153H41ZM234 156H235V154H234ZM185 157H186V155H184V161L183 162L187 161L185 159ZM196 157H198L197 161H196ZM207 157L211 158L210 164H212V166H210V167L208 165ZM236 157H238V155L235 156V158ZM142 158L146 159L147 156L143 155ZM34 159H36V158H34ZM230 159L232 160L231 155H230ZM20 161L22 162L23 160L20 159ZM21 162L17 166L22 167ZM235 162L236 163L238 162L240 167L245 164L242 154H240V157L237 158V161L235 159ZM249 162H250V160H249ZM13 164L11 163V166ZM199 165H201V168L199 167ZM232 165H233V163L231 164V167H232ZM132 166H134V167H132ZM20 167L17 168L15 166L13 169H16V168L20 169ZM62 167H63V173L64 174L60 176L59 172L61 171L60 169ZM165 167H167V166L165 165ZM168 167H169V164H168ZM184 167L185 166H183V168ZM176 168H177V166H176ZM131 169H134V171L129 172V170H131ZM234 170L238 172V174H239L238 178H240L245 173L241 170H236V169H234ZM67 173H70L69 179L66 176ZM14 174L16 175V171ZM73 174H75L74 178H73ZM175 174L177 175V173H175ZM194 175H196V174H194ZM54 178H58V179H54ZM158 179L162 180V182H161V185H162V183L165 179L164 180H163V178H158ZM158 179H156L154 181L156 182ZM168 179H170V178L168 177ZM242 179L245 180L246 177L242 178ZM6 180H7V178H6ZM31 180H33V179H31ZM55 180H56V182H59V183H55ZM155 182H154V184H155ZM198 182H199V180H198ZM241 182L245 183V181H241ZM241 182H240V184H241ZM213 183L215 184L216 182H213ZM154 184H153V186H154ZM163 185H164V183H163ZM194 186L196 187V184ZM205 186L208 187V184L205 183V181L204 182L200 181V183L196 187V189H190V188H189V190L185 189V190H187L185 193H187V195H189L191 198L196 200L197 204L201 205L203 209H206V210L210 209L211 210L215 206H212L213 203H211V205L208 206V204H209L208 200H206V198H205L206 194H208V191H207L208 189L206 190ZM78 187L80 189L77 192ZM160 188H161V186H160ZM160 188H159L157 193H154L153 187H152V193H153L154 197H157L160 195V194H158L160 191ZM103 189H104V187H103ZM210 189H213V188L211 187ZM214 189H216V186L214 187ZM88 190H90V192H88ZM105 190H106V188H105ZM118 190L121 191L120 189H118ZM50 191L51 190H49V192ZM111 191H109V194L111 193ZM119 191H117V192H119ZM48 193H47V195H48ZM1 194H3V193H1ZM248 194H249V190H247L245 193L239 192L238 193L239 198L237 197L235 199H233V198L230 199V202L232 205L231 206L232 210H228V209L227 210L229 212L228 217L231 219V222L234 221L235 223H238V224L244 226V224H243L244 221L239 220L238 217H236V216L239 214L238 212L242 207V201L244 202V201L249 199L250 194L249 195ZM44 196L47 197V199H48V202H46L47 208H45V205L44 206L34 205V202H37L38 200H39V202H41L40 200ZM261 197H263V196H261ZM158 198L160 199V197H158ZM172 198L174 199L173 195L169 194V198H168L169 201H171ZM251 199H253L252 196H251ZM151 200H152V198H151ZM203 200L205 201L206 205L204 204V202H202ZM0 201L2 204V205H0V208L3 205L9 204V203H6L4 201L2 202V199ZM100 201H101V199H100ZM39 202H37V203H39ZM24 203H26L27 205L32 204V205L26 207L27 208L26 210L29 211V212L27 211V213L33 214L34 216H37L36 214H34L35 213L34 208L35 207H41L44 212H43L42 216L38 215L37 218L38 217H42V218H39V220L37 219L36 221H34L33 219H35L36 217L33 218V215L31 217L30 215H27V213H25V212H24L25 215L20 216L23 213L19 214L18 211L20 210V207H21L20 205L24 204ZM41 204H43V203H41ZM12 207H10V208H12ZM226 208H228V207H226ZM119 210L120 211L123 210V212L120 213ZM260 212H261V205H258L257 214H259ZM194 214H195V217L197 219V215H199V213L196 211ZM211 214L212 213L209 212V215L207 216V222L208 223L211 221L210 220ZM234 214L236 216H234ZM43 215H44V217H43ZM144 216H145L144 219H146V224L149 228L153 229V228L157 227L158 225H160V223H163V221L160 220V218H156L153 221H151L147 217L146 214ZM190 216H191V214H190ZM188 217H189V215H188ZM188 219H192V218H188ZM48 220H49V222H47ZM12 221H7L3 225L8 226L9 222H12ZM119 221H121V220H119ZM194 224H197V222H195ZM80 225H83L85 229L83 230L80 227ZM206 227L207 226L203 225L200 228H198V230H197L198 236H201V238H204L205 234H208ZM245 228L246 227L244 226L243 229H245ZM221 230H223V229H221ZM250 230L252 231V234H253L254 233L253 230L252 229H250ZM115 231H117V230H115ZM220 232H222V231H220ZM222 233L220 234V237L223 239L224 234H222ZM97 234H98V232H97ZM217 234H219V233H217ZM118 235L120 236L121 234H118ZM53 236H55V235H53ZM63 236H64V234H63ZM216 237H218V236H216ZM58 238H60V237H58ZM54 239H55V237H54ZM109 240H110V237H109ZM27 241H26V245H27ZM72 242H73V240H72ZM210 242L203 244V245L205 246V248L209 252H211V254H213L212 256H214V254L217 255L218 251H219L218 249H220V245H221L220 240L217 242L218 245H215V243H214V245L212 244V246H211ZM259 242L260 241H257V243H259ZM21 244L22 243H20V245ZM183 244H184V242H183ZM222 244H223V242H222ZM74 245H75V243H74ZM244 245H245V243H244ZM213 246H214V248H217V251L215 249H213ZM249 246H252V245H245V247H249ZM28 247H30V246L28 245ZM89 247H90V244L87 245L86 250H88ZM177 247L178 248L180 247L179 243H178ZM28 249H30V248H28ZM78 249H79V247H78ZM103 250H104V248H103ZM219 256H220V254H219ZM41 257H42V254H41ZM32 259H34V258H32ZM51 260H52V256L50 258V261ZM220 261H222V260H220ZM225 261L226 260H224V262ZM235 261H236V259H235ZM228 262H229V260H228ZM230 263H232V260ZM98 264H101V261H99ZM174 264H176V263H174Z\"/></svg>",
	"mask_w": 264,
	"mask_h": 264
},
{
	"label": "water",
	"instance_id": "water-1",
	"mask_svg": "<svg viewBox=\"0 0 264 264\" xmlns=\"http://www.w3.org/2000/svg\"><path fill=\"white\" fill-rule=\"evenodd\" d=\"M43 25L44 26H51L53 24V17L51 15H46L43 19ZM46 89V85L43 82H36L33 87V96L38 97L40 96ZM72 103L74 106V113L73 118L75 121H84L90 111L91 103L88 99L81 95H74L72 97ZM161 179H158L154 186H153V192L157 193L160 186H161ZM34 212L36 215H42L43 209L41 207H35Z\"/></svg>",
	"mask_w": 264,
	"mask_h": 264
}]
</instances>
